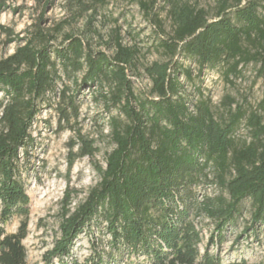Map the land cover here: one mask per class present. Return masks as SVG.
Returning a JSON list of instances; mask_svg holds the SVG:
<instances>
[{
    "label": "trees",
    "instance_id": "16d2710c",
    "mask_svg": "<svg viewBox=\"0 0 264 264\" xmlns=\"http://www.w3.org/2000/svg\"><path fill=\"white\" fill-rule=\"evenodd\" d=\"M67 1L73 17L91 13L86 34L97 33L94 21L110 0ZM139 4L165 36L158 49L167 58L144 68L152 84L146 96L135 92L128 75L137 70L140 50L124 44L117 29L107 42L109 55L73 34L65 36L66 45L52 47L67 22L43 28L45 14L24 38L0 27L3 44L21 42L13 54L0 58V264H27L25 185L36 143L34 123L48 107L58 113L60 130L73 128L79 107L74 94L59 90L58 83L73 76L78 86L79 74L82 86L100 89L96 97L117 111L109 126L114 148L106 167L96 168L99 184L64 214L60 237L43 264H255L224 262L209 246L202 251L194 218L215 221L211 246L223 242L245 203L252 209L251 226H264V99L256 108L230 106L227 118L218 120L211 97L200 92L191 101L180 77L192 82V69L175 58L192 60L199 74L222 66L226 79L255 63L263 77L264 0H218L214 16L188 0H164L169 34L154 14L155 0ZM242 125L248 139L237 137ZM96 151L81 137V156L93 158ZM211 175L221 192L199 195L201 181ZM15 218L21 219L19 228L8 233L6 226ZM102 224L111 238L110 253L92 242L83 262L73 258L76 240Z\"/></svg>",
    "mask_w": 264,
    "mask_h": 264
},
{
    "label": "rangeland",
    "instance_id": "374dc122",
    "mask_svg": "<svg viewBox=\"0 0 264 264\" xmlns=\"http://www.w3.org/2000/svg\"><path fill=\"white\" fill-rule=\"evenodd\" d=\"M140 0H110L107 6L100 9L93 27L97 33L86 34L87 23L91 13L72 16L67 0H0V27L10 29L16 36L24 38L27 29L38 23L42 14L43 28H53L61 22L62 33L52 42V47L66 45L65 36L73 34L89 40L95 52H105L111 55L112 49L107 42L113 30L117 29L123 38V43L136 45L140 50L136 71H129L135 92L141 96L149 94L151 81L145 72V67L153 62L166 61V57L158 49L159 40L165 38L154 20L146 16L139 4ZM150 2L151 0H142ZM198 8H203L214 16L218 0H188ZM164 0H155L154 14L162 21L166 34L170 33L171 23L166 18ZM2 32V31H1ZM86 36V37H85ZM0 40V58L15 52L21 44L15 41L3 44ZM176 61L191 68L193 81H185L187 93L192 102L200 92L212 99L213 109L218 120L228 116L229 107L235 110L238 105L247 109L256 108L264 99V76H259L260 65L251 63L241 66L238 77L226 79L222 66L205 69L199 74L197 65L190 59ZM78 86L75 78L67 76L58 83V89H66L68 94L75 96L79 107L77 120H72V127L59 129V115L55 109L45 107L34 123L36 138L31 158L30 175L26 178V193L29 197V234L23 241L27 251V264H43L44 255L52 249L55 240L60 237V225L64 214L71 212L83 203L91 189L100 182L97 166L106 167V161L114 145L109 135L110 119L117 114L115 109H108L97 93V87L82 86L81 74L78 76ZM1 98V95H0ZM58 101V100H56ZM232 103V104H231ZM64 123H62L63 126ZM81 137L94 143L97 149L93 158L80 155ZM239 139H248V129L242 125L237 132ZM199 195H215L221 188L213 177L202 180L197 189ZM252 209L250 203H245L241 217L233 227L224 232L223 242L210 245L211 238L217 235L215 221L205 216L194 218V223L201 231L202 251L209 246L212 254L220 253L224 262L246 260L249 263L264 264V226H251ZM20 218H15L6 226L8 233H15L20 225ZM249 228L248 231L246 229ZM95 243L100 252L110 253L111 238L106 230V224L93 226L86 230L75 242L72 257L83 262L91 255V245ZM144 264H146L144 262Z\"/></svg>",
    "mask_w": 264,
    "mask_h": 264
}]
</instances>
